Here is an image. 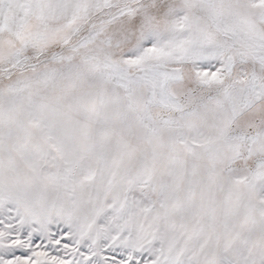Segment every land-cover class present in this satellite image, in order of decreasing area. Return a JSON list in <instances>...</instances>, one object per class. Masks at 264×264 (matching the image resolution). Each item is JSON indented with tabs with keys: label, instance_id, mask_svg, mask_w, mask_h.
I'll return each instance as SVG.
<instances>
[{
	"label": "snow or ice",
	"instance_id": "snow-or-ice-1",
	"mask_svg": "<svg viewBox=\"0 0 264 264\" xmlns=\"http://www.w3.org/2000/svg\"><path fill=\"white\" fill-rule=\"evenodd\" d=\"M0 264H264V0H0Z\"/></svg>",
	"mask_w": 264,
	"mask_h": 264
}]
</instances>
